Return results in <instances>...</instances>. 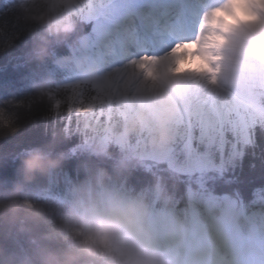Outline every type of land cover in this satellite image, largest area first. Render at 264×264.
Here are the masks:
<instances>
[{
    "label": "clouds",
    "instance_id": "clouds-1",
    "mask_svg": "<svg viewBox=\"0 0 264 264\" xmlns=\"http://www.w3.org/2000/svg\"><path fill=\"white\" fill-rule=\"evenodd\" d=\"M18 11L28 31L42 32L33 60L43 64L52 59L62 70L78 72L83 81L100 75L101 66L82 55L87 39L70 43L77 21L60 0H21ZM201 25L193 38L176 43L163 58L141 69L150 84H157L158 109L136 112L114 134L121 142L143 137L141 151L122 161L114 172L85 168V179L72 184L49 236L54 247L32 253L27 261L21 253H10L4 241L13 237L21 221L41 224L48 220L43 204L25 207L21 202L34 186L59 180L68 156L56 153L64 140L59 131L52 144L26 152L14 188L0 197V264H180L178 250L189 222L177 212L167 182L157 179L151 190L136 191L127 187V174L144 156H164L176 144L177 85L201 92L227 89L252 102L258 90L264 89V0H217ZM60 45H70L71 54L55 56L53 49ZM68 87L48 79L36 91L45 99ZM84 123L95 131L88 121ZM93 150L107 155L101 143ZM154 197L162 205L158 212ZM231 222L230 211L224 210L215 222L217 231L227 233Z\"/></svg>",
    "mask_w": 264,
    "mask_h": 264
},
{
    "label": "trees",
    "instance_id": "trees-1",
    "mask_svg": "<svg viewBox=\"0 0 264 264\" xmlns=\"http://www.w3.org/2000/svg\"><path fill=\"white\" fill-rule=\"evenodd\" d=\"M18 8L4 9L0 1V197L6 196L14 188L18 179V169L26 152L52 144L58 131L63 133L64 140L58 145L56 153H65L68 156L59 180L41 182L44 184L34 186L21 202L25 207L43 204L48 209V220L41 224L21 221L13 237L4 241L10 253H21L27 261L32 253L54 247L49 236L59 218L54 203L39 198L38 194L46 189L57 190V193H61L66 200L61 207L63 209L72 184L85 179V168H104L114 172L122 161L131 159L133 154L129 151L127 154L123 148L114 145L115 141H109L111 143L105 145L107 149L105 156L97 155L91 148L93 144L84 147L88 141L103 145L104 143L98 134L92 136H87L88 133L83 134L82 127H75L73 118L69 126L68 119L63 114H56L54 101L59 99L66 102L68 89L54 93L55 99L38 97L35 88L37 80L35 81L31 74H26L23 60H33V50L42 32L28 31ZM73 18L77 21V31L70 43L82 38L88 31L87 25L80 17ZM68 49L70 51V45H60L53 51L65 55ZM43 66L44 72H47L48 63L44 62ZM60 112L63 113V108ZM193 147L198 154L202 153L196 140L193 141ZM243 152L239 161L224 154L223 158L226 160L221 161L219 170L199 172L196 175L177 173L166 163L142 161L133 166L127 174V187L136 191L151 190L155 181L161 179L167 182L169 195L174 198L177 208L184 206L191 196L201 204L202 198L210 194L237 196L241 205L248 208L253 205L256 192L264 190L263 121L260 123L258 121L252 127ZM196 157L197 155L188 154V160ZM183 158L187 160L186 153L183 154ZM153 205L162 207L155 197Z\"/></svg>",
    "mask_w": 264,
    "mask_h": 264
},
{
    "label": "snow or ice",
    "instance_id": "snow-or-ice-1",
    "mask_svg": "<svg viewBox=\"0 0 264 264\" xmlns=\"http://www.w3.org/2000/svg\"><path fill=\"white\" fill-rule=\"evenodd\" d=\"M65 7L70 11L72 6L66 4ZM148 60V57L133 60L124 69H116L86 84L70 85L67 101H54L56 114H63L69 126L72 118L77 126L80 119L89 120L105 138H110L112 128L136 112H155L158 109L157 84H150L149 78L141 72ZM174 97L179 110L176 127L185 153L208 158L198 154L193 147L194 140L209 147L218 145L221 154L229 144L235 148L241 141L248 142L253 116L247 100L231 90L201 92L177 85Z\"/></svg>",
    "mask_w": 264,
    "mask_h": 264
},
{
    "label": "rangeland",
    "instance_id": "rangeland-1",
    "mask_svg": "<svg viewBox=\"0 0 264 264\" xmlns=\"http://www.w3.org/2000/svg\"><path fill=\"white\" fill-rule=\"evenodd\" d=\"M121 0H60V2L62 3V5L65 7V5H71V10L69 11L67 9L68 12H70L72 14V16H77L80 17L82 20H86L88 23L91 24L92 29H91V35L93 37V40L96 39L98 37V30L97 28L99 27V24H102V21L105 19V12L108 10L109 7L111 6H118ZM99 13H102L100 16L98 15ZM147 12H145L146 14ZM131 24L129 25V27L127 29L132 28L131 30V36H130V43L132 44V47L135 48V45L139 43V40L135 38L138 37V34L136 33L137 30V23L135 18H131ZM130 19V20H131ZM145 20V19H144ZM172 23V22H170ZM126 30V29H125ZM128 35H130L128 33ZM165 39L161 42V43H166L167 40L170 38L168 36V34H164ZM88 42H92L93 40H89L88 38H86ZM112 43L115 44V39L114 37L111 39ZM158 41V40H157ZM156 41V42H157ZM136 43V44H135ZM106 46V45H105ZM107 47V46H106ZM113 51L116 53V47L114 45V47L112 48ZM109 50V48H107V51ZM104 53V51H103ZM109 57L111 56H115L116 54H113L111 52L106 53ZM143 57H139L137 59L134 60H140ZM160 58H157V60ZM133 61V60H132ZM151 61H149L148 63H150ZM112 63V62H110ZM146 62V64H148ZM127 64V66H129L131 64V62L125 63L123 65H117L114 66L110 69H107L106 71L102 72V74L100 73V75L97 77H101L104 75H107L109 72L115 71L116 69H118L120 66H125ZM95 78V79H97ZM94 79V80H95ZM83 81V80H81ZM76 83H79L78 81H76ZM53 99H55L56 95L55 94H51V96ZM257 103L262 106L264 108V89H259L257 92ZM248 102V108L250 110V112L252 113L253 116V121H252V126L251 129L254 125H256V122L259 120L260 121H264V115L260 114V111L257 108V104L256 102H252V101H247ZM85 121H88L90 123V125L92 126V128L95 129V131H92L89 127L85 126ZM73 122L75 123V127H79L83 129V134H87V136H92V135H96L98 134L101 138L102 141L104 143V145L108 146L111 142L109 141H115L116 144L114 145H118L117 147H120L121 149L123 148V150L128 154L129 153L133 154V156L137 153H139L142 149V145H143V141L144 138L143 137H132V139H129L127 142H121L119 140H117L115 138V133L118 132L120 130V128L124 125L125 121H121L118 124H116L112 130H111V134H110V138H105L100 132L99 130L96 128V126L89 120L86 119H80L79 120V124L78 126L76 125V120L75 118H73ZM196 135H199V131L197 130ZM250 138V137H249ZM229 140H232L231 135H229ZM249 141V140H248ZM197 145L199 147H201V154L200 155H207L208 158H202V156H197L196 159H192V160H188V153H186V157L187 160H184L183 158V154H185V152L183 151L182 145L180 144V140H179V134L177 137V141L176 144L169 150V152L164 155V156H159L156 154H149L144 156L143 161L146 162H165L168 167L170 169H172L175 172L178 173H182V174H192V175H196L199 172L203 173V172H207V171H216L219 170L221 167V160L220 158L225 161L226 159L223 158L224 154H227L229 156V158H233L234 160L237 159V161L240 160L241 155H243V149L245 142L241 141L235 148H233L231 146V144L227 145L224 150H223V154H221V150L219 148L218 145H212L211 147H209L206 144H201L198 140H196ZM93 144V146L95 144H97V142L94 141H88L87 144L84 145V147L91 146ZM93 146L91 147L93 149ZM227 150V151H226ZM220 151V152H219ZM181 156V158H180ZM229 161V160H228ZM233 163V162H232ZM219 172H223V171H219ZM203 175V174H202ZM201 177V175H200ZM204 177V176H202ZM256 206H263L264 204V190H260L257 191L256 194ZM204 200L206 202H204V210L205 212L207 211L208 213H212V212H216L217 214H215V218L210 219L211 217L209 216V220L206 222L205 225H211L214 226L216 220L220 219L223 215V210L224 209H228V201L230 200L232 202L231 205V212L230 215L232 217V222L230 224V230L236 234L241 233V228L237 225V221H235L233 219V215L236 214L239 205L237 203L236 200L224 196H206L204 197ZM195 205V202L193 203ZM191 204V205H193ZM195 206H192V208H194ZM199 211V209H197ZM201 213L199 212L198 215V226L199 229H202L204 226L202 225V222L200 221V217H201ZM264 213V212H263ZM194 215V213L192 214ZM256 218L259 219V222H257L258 226L260 227V229H264V218L262 217L263 214H260V216H258L257 214L255 215ZM239 219V217L237 218V220ZM251 218L248 219V222ZM192 221V220H191ZM189 222V230H197L196 228H194V223ZM254 221V219H253ZM205 231V230H203ZM208 233V232H207ZM259 234H261L262 238H264V233L262 234L261 232H257ZM206 235L204 232H199L198 236L202 237ZM253 236V239L252 237ZM241 239V238H240ZM241 244L242 247L244 248L243 250V255L246 256V260L249 264H264V252H262V254H255L252 253L251 250H254V244H255V236L253 235V233L249 234V237L247 238H243L241 239ZM183 245H186V248H189L191 245V238L190 236L185 238V241L183 243ZM183 250V246L178 250V256H179V261L180 264H184L185 260L183 257V254H181V251ZM249 256H252L251 259H249ZM226 261H229L227 259V257L222 256V257H217L214 258L212 256L211 259V264H222Z\"/></svg>",
    "mask_w": 264,
    "mask_h": 264
},
{
    "label": "bare ground",
    "instance_id": "bare-ground-1",
    "mask_svg": "<svg viewBox=\"0 0 264 264\" xmlns=\"http://www.w3.org/2000/svg\"><path fill=\"white\" fill-rule=\"evenodd\" d=\"M163 1L167 2V0H121L118 6H111L106 11L104 17L107 20L104 21L101 25H99V28H98V32L100 33V36L102 37L104 34H107L112 29L111 27L114 24L115 25H119L121 23L123 17L129 11L133 10V12H137V10H139V8H141V7H148V6H151L153 4L162 3ZM206 1H209L208 6L202 7V9L197 10V11H194L193 5L189 2V0L186 1L185 7H186V10H187V13H186V16L183 17V19H187V25L185 26L186 27L185 33L186 32H190V31H195L194 35H193V36H195V34L197 33L198 29L202 26L201 25V19L205 18L209 14L210 7L214 6L215 3L217 2V0H206ZM193 13H195V14H193ZM188 14L192 15L191 17L193 19L197 20V21H195L192 24L191 22H193V19L188 17L187 16ZM159 15H161V14H159ZM107 22H109V23L107 24ZM193 36L191 35V37H189V34H188L186 36H182L178 41H184L185 39L193 38ZM108 43H109V48H112L114 46L113 43L109 42V38H108ZM122 43H123L124 50H128L129 39H127V38L124 39V37H123ZM156 46L158 48V47H160V44L158 43ZM171 47H173V46L171 45ZM171 47L166 48L163 51L164 56L167 54V52L170 51ZM159 51L162 52V50H159ZM104 52H107V50H104ZM142 55H143V53H142ZM155 55H156V53L153 55V57H148L149 60L147 61V63L149 61H156L157 58H163L164 57V56L154 57ZM122 60H124L123 62H128L129 61V58H127V56L125 55V52L123 54V57H122L121 61ZM23 63H24L23 66L26 69V74H31L34 77L35 81L37 80L36 81L37 82L36 83L37 86L39 84H42L46 80V75H45V72L43 70L44 69V66H43L44 63L41 64V63H39V62H37L35 60H32V61L23 60ZM126 67H128L127 64L125 66H120L118 69H124ZM255 102L257 104L258 110L260 111V114L264 115V108L262 106H260L257 103V101H255ZM221 161L223 162L222 159H221ZM75 174H76V172L74 173V175ZM69 176H71V175H69ZM38 197L43 199V200H48V201L53 202L54 205L56 206V209H57V211H56L57 215H60V213L62 211L61 207L64 205V203H62L60 201L61 193H57V190H54V189H51V191L46 189V190L40 192L38 194ZM190 205H191V202L189 200H187L186 203H185V208H188ZM231 205H232V202L229 200L228 201V205H227L228 206L227 210H229L231 208ZM227 233H225V234L221 233L220 235H215L214 238H219L220 237L223 240H227V242L229 244V241L232 238L234 239L236 236L232 235V234L230 235L229 228L227 230ZM216 236H219V237H216ZM231 245H233L232 242L230 243V247L233 248V246H231Z\"/></svg>",
    "mask_w": 264,
    "mask_h": 264
}]
</instances>
